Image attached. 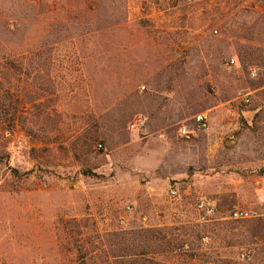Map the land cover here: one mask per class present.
<instances>
[{
	"label": "rangeland",
	"instance_id": "374dc122",
	"mask_svg": "<svg viewBox=\"0 0 264 264\" xmlns=\"http://www.w3.org/2000/svg\"><path fill=\"white\" fill-rule=\"evenodd\" d=\"M37 50L55 81L74 86L29 105V135L0 132V264H59L58 220L76 221L67 229L82 225L95 244L99 234L136 233L156 261L165 260L152 236L160 231L192 241L169 264H205L196 200L215 205L212 221H229L235 167L263 156L248 133L264 114V3L0 0V56Z\"/></svg>",
	"mask_w": 264,
	"mask_h": 264
},
{
	"label": "trees",
	"instance_id": "16d2710c",
	"mask_svg": "<svg viewBox=\"0 0 264 264\" xmlns=\"http://www.w3.org/2000/svg\"><path fill=\"white\" fill-rule=\"evenodd\" d=\"M47 61L48 58L42 56L41 50L31 55L0 56V132L9 134L19 127L29 135L31 132L27 123L29 105L38 109L44 103L40 102L41 99L45 101L52 97L57 99L62 93L72 94L74 85L66 81H55V77H51L50 72L47 71L49 68ZM29 77H31L30 81ZM63 87H66L68 91ZM42 115H45L43 118L47 117V114L41 110L38 117ZM2 159L0 155V161ZM68 222L76 223L74 220H58L57 222V227L59 226L57 239L61 254L59 264H125L123 260H126V264H169L165 256L180 249L185 243H189L190 247L192 244L190 240L172 243L169 237L166 239L165 233L159 231L157 235L152 236H155L159 242L156 253L163 255L165 260L156 261L151 256H147L149 252L143 248L142 242L135 243L133 237L137 235L136 233L114 230L103 235L99 234L96 237L98 243L95 244L94 241L85 238L82 225L76 224L77 231L73 234V229L66 227ZM168 234L171 237V233L168 232ZM153 253L151 252V255Z\"/></svg>",
	"mask_w": 264,
	"mask_h": 264
},
{
	"label": "crops",
	"instance_id": "0c3cea01",
	"mask_svg": "<svg viewBox=\"0 0 264 264\" xmlns=\"http://www.w3.org/2000/svg\"><path fill=\"white\" fill-rule=\"evenodd\" d=\"M248 118V124L251 125L253 115ZM255 122L258 129L247 133L252 134V137L254 135L256 153L263 156L255 158L254 162H238L235 167L237 172H233L232 177V205L234 208L254 210L258 216L240 221L219 219L203 225L204 234L200 237L197 249L203 252L201 255L205 264H223L225 260L231 264H264V141L258 143L259 136L264 137V114L258 115ZM228 226L230 242L225 238ZM193 258L192 261H195V256Z\"/></svg>",
	"mask_w": 264,
	"mask_h": 264
},
{
	"label": "built area",
	"instance_id": "2783aa9c",
	"mask_svg": "<svg viewBox=\"0 0 264 264\" xmlns=\"http://www.w3.org/2000/svg\"><path fill=\"white\" fill-rule=\"evenodd\" d=\"M193 3L199 2L200 0H190ZM261 3H264V0H259ZM227 66H235V60L229 59L226 61ZM258 67H250L248 70V74L250 77H254L258 72ZM239 100L242 104H248L249 103V97L248 94H240ZM194 123L196 127L200 130H206L208 127V121L207 117L204 113H198L194 115L193 117ZM142 123L141 117H135L132 121L131 126L135 127L138 124ZM181 134L187 135V131L185 129L181 130ZM168 195L171 200H175L179 197V189L175 185H171L167 189ZM194 210H195V220L197 223L203 224L207 223L209 221H212L213 217L215 216L216 209L215 205L205 199L200 198L197 199L194 204ZM258 216V213L251 209H242V208H235L230 211L228 218L230 220L239 221V220H246L255 218Z\"/></svg>",
	"mask_w": 264,
	"mask_h": 264
}]
</instances>
